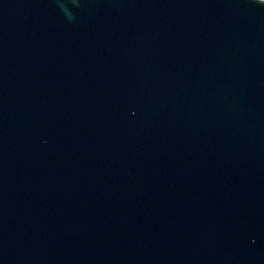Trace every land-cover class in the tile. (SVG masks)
I'll list each match as a JSON object with an SVG mask.
<instances>
[{
    "label": "water",
    "instance_id": "obj_1",
    "mask_svg": "<svg viewBox=\"0 0 264 264\" xmlns=\"http://www.w3.org/2000/svg\"><path fill=\"white\" fill-rule=\"evenodd\" d=\"M0 264H264V0H0Z\"/></svg>",
    "mask_w": 264,
    "mask_h": 264
}]
</instances>
